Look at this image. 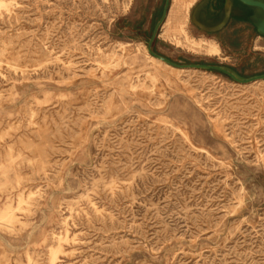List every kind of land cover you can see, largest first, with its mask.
Wrapping results in <instances>:
<instances>
[{
	"label": "rangeland",
	"instance_id": "374dc122",
	"mask_svg": "<svg viewBox=\"0 0 264 264\" xmlns=\"http://www.w3.org/2000/svg\"><path fill=\"white\" fill-rule=\"evenodd\" d=\"M166 2L0 0V264H264V44Z\"/></svg>",
	"mask_w": 264,
	"mask_h": 264
},
{
	"label": "crops",
	"instance_id": "0c3cea01",
	"mask_svg": "<svg viewBox=\"0 0 264 264\" xmlns=\"http://www.w3.org/2000/svg\"><path fill=\"white\" fill-rule=\"evenodd\" d=\"M193 0L186 9L179 4V19L183 26L188 19L190 11L191 22L195 27L217 39L222 45L243 46L250 42L252 51H257L261 44H264V36L260 35L253 23V17L264 18V14L254 8L240 3L238 0ZM264 1V0H263ZM175 3V2H174ZM192 6V7H191ZM191 8V10H190ZM167 30H169L167 28ZM247 30V32H244ZM186 33V37L191 40ZM227 38L231 42H227ZM234 39L236 42H234ZM214 45L220 54L221 49L218 43L209 40H198ZM208 55V54H207ZM260 81V80H259Z\"/></svg>",
	"mask_w": 264,
	"mask_h": 264
},
{
	"label": "water",
	"instance_id": "95a60500",
	"mask_svg": "<svg viewBox=\"0 0 264 264\" xmlns=\"http://www.w3.org/2000/svg\"><path fill=\"white\" fill-rule=\"evenodd\" d=\"M240 3L244 4L245 6H248L250 8H254L260 12H262L264 14V1L263 0H238ZM168 3H169V0H167L166 2V8H165V12H164V15L161 19V23H163V21L165 20L166 18V15H167V8H168ZM253 23L258 31V33L262 36H264V18H259V17H253ZM159 24V25H160ZM155 37V35H154ZM153 37V38H154ZM151 44H152V40H151V43H150V47H151ZM152 55L158 59H161L162 61L172 65V66H175V67H178V68H189V67H196V66H184V65H177V64H174L172 63L171 61L167 60L166 58L164 57H161L159 55H156V54H153ZM209 68V67H208ZM213 69H216V70H219L223 73H226L228 74L230 77H232L235 81H238L240 83H243V84H249V83H252V82H255V81H259V80H264V75H261V76H256V77H252L250 79H247V80H242V79H239L238 77H236L233 73L229 72V71H226L222 68H219V67H212Z\"/></svg>",
	"mask_w": 264,
	"mask_h": 264
},
{
	"label": "bare ground",
	"instance_id": "6f19581e",
	"mask_svg": "<svg viewBox=\"0 0 264 264\" xmlns=\"http://www.w3.org/2000/svg\"><path fill=\"white\" fill-rule=\"evenodd\" d=\"M192 1L193 0H174V2H175L176 5H179L180 4V7L181 8H184V9H186L188 7V5L191 4ZM210 46H211V48L209 49L210 52H218V49L216 47H213L212 45H210ZM182 71H184V70H182ZM169 87H170V85H169Z\"/></svg>",
	"mask_w": 264,
	"mask_h": 264
}]
</instances>
